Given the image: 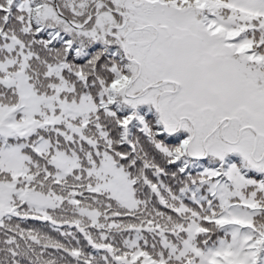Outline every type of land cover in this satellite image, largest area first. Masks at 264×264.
<instances>
[{"label":"snow or ice","instance_id":"6c2138e0","mask_svg":"<svg viewBox=\"0 0 264 264\" xmlns=\"http://www.w3.org/2000/svg\"><path fill=\"white\" fill-rule=\"evenodd\" d=\"M0 264H264V0H0Z\"/></svg>","mask_w":264,"mask_h":264}]
</instances>
